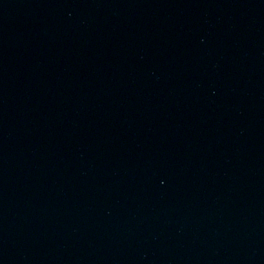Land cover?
<instances>
[{
    "label": "water",
    "instance_id": "obj_1",
    "mask_svg": "<svg viewBox=\"0 0 264 264\" xmlns=\"http://www.w3.org/2000/svg\"><path fill=\"white\" fill-rule=\"evenodd\" d=\"M0 264H264V0H0Z\"/></svg>",
    "mask_w": 264,
    "mask_h": 264
}]
</instances>
